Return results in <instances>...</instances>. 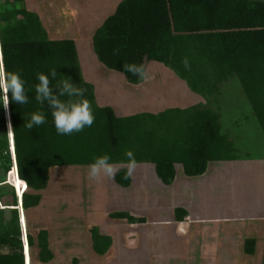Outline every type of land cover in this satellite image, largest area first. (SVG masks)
<instances>
[{"label": "trees", "instance_id": "1", "mask_svg": "<svg viewBox=\"0 0 264 264\" xmlns=\"http://www.w3.org/2000/svg\"><path fill=\"white\" fill-rule=\"evenodd\" d=\"M3 4L1 0L0 57L8 72L19 74L28 97L23 105L10 99L7 108L24 210L39 205L38 192L47 187L49 169L56 166L90 165L104 155L112 164L125 165L129 163L125 153L131 150L136 163L154 164L162 183L170 185L176 164L182 165L186 176L195 177L206 171L209 161L238 158L228 134L222 131L219 113L210 104L128 117H117L112 108L99 107L93 86L81 74L74 42L48 39L35 13L24 7L8 10ZM92 45L100 63L122 73L134 85L143 80L124 71L125 64L146 69L149 62L161 63L191 91L213 100L220 95L221 86L236 77L264 132V0H123L95 30ZM185 58L190 69L184 67ZM52 70H56L55 78ZM39 73L49 76L54 92L64 79L85 89L82 98L91 104L93 124L71 135L58 134L51 108L35 99ZM0 111H4L2 100ZM34 112L43 113L46 122L29 130L25 124ZM4 133L7 135L6 130ZM1 149H7L6 141ZM6 157L10 163L11 158ZM126 172L121 168L115 174L116 183L123 187L131 182L125 178ZM14 179L13 171L10 182L15 190ZM26 187L31 192H25ZM17 206L12 195L10 209H0V264H24ZM175 215L181 221L187 212L176 208ZM110 217L129 223L145 221L126 212ZM91 236L94 251L103 255L111 239L95 228ZM28 241L33 244L30 236ZM254 245L253 239L246 240L245 253L253 254ZM37 246L40 261H50L46 231L38 232Z\"/></svg>", "mask_w": 264, "mask_h": 264}, {"label": "crops", "instance_id": "2", "mask_svg": "<svg viewBox=\"0 0 264 264\" xmlns=\"http://www.w3.org/2000/svg\"><path fill=\"white\" fill-rule=\"evenodd\" d=\"M30 1L32 0H25L26 9L38 16L42 27L48 32L49 39L72 40L78 54L82 40L88 38L90 34L93 36L95 30L114 13L118 4L123 0H63L61 2L50 0L52 2V4L50 3L51 11H46L41 4L40 7L35 6V3L31 5ZM63 9L67 12L69 27L59 26L60 30L55 31H61L60 34L54 33V31L49 32V29H52L51 25L59 24L57 18L64 11ZM100 64L105 67L102 63ZM80 67L83 79L94 88L96 104L99 107L112 108L117 117H128L139 113L158 114L169 108L185 109L197 104L207 106L210 104V107L219 113L221 126L223 125L220 97L222 87L230 80L221 86L220 95L216 100H213L194 93L186 82L177 76L185 82L192 93L206 99L205 102L187 107L171 105L159 111L160 106H164L166 103L161 100L162 89L156 80L153 82L146 79L140 84L134 85L129 83L122 73L107 67L102 70L92 66L98 70L101 79L96 77L93 68L88 70V68L83 69L82 65ZM84 72H88L87 78ZM176 85L180 87L178 83ZM179 90L182 91L181 88ZM184 95L189 96L187 90ZM236 108L238 109V107ZM251 113L253 115L252 110ZM236 117L238 118V116ZM222 131L228 134L233 147L237 150L231 131H224L223 126ZM177 165L181 164L175 165V178L170 185L162 183L156 174L155 165L152 163H136L133 175L130 177V185L127 187L118 185L114 177V183L124 188L127 196L131 195V198H135L138 204L128 205L126 203L127 207L109 211L107 215L112 224L106 223L102 227H97L94 224L87 227L89 235H85V239L88 240L86 249L91 251L89 261L78 255L61 258L55 254L57 243L64 236L62 230L58 232L63 225H55L56 232L51 233L47 225L36 224V217H30V211L42 207L46 190L39 191L38 193L41 195L39 205L27 210L22 208L26 230V238L23 236L25 230L22 228L20 237L24 264L25 256L29 264V255L30 264H67L69 259L75 264H96L99 262L96 256L103 259V261L101 260L102 264H262L264 183L261 180H264V156L258 159L238 156L232 160L209 161L206 171L195 177L186 176L183 169L179 176ZM118 166H120L119 169L127 170L128 164ZM194 178L198 179L196 183L199 187L191 185L190 181ZM102 180L104 181V178ZM163 187L171 188V192L168 190L169 194L171 193L172 199L179 203L169 205L170 196L161 191L164 190ZM57 205L59 204L57 203ZM176 208H182L187 212L181 221L176 218ZM17 210L21 220L19 206H17ZM56 210L57 206H54L51 210L47 209L46 213L50 212L51 214ZM145 210L152 212L154 216L152 220L146 217ZM115 212H126L132 217L144 218L145 221L129 223L126 219L111 218L110 214ZM38 214L37 212L35 215ZM20 220L19 223H21ZM93 228L97 229L99 235L111 239V245L103 255L96 253L93 249L91 236ZM42 230L47 233L48 249L52 253V258L48 262H41L38 255L37 235ZM29 236L32 238V245H29ZM248 239L255 241L253 254H247L244 251V243ZM75 245L83 246L80 239L75 240ZM31 247L36 248V256L33 259Z\"/></svg>", "mask_w": 264, "mask_h": 264}, {"label": "rangeland", "instance_id": "3", "mask_svg": "<svg viewBox=\"0 0 264 264\" xmlns=\"http://www.w3.org/2000/svg\"><path fill=\"white\" fill-rule=\"evenodd\" d=\"M49 1L32 0L30 2L31 5L35 3V6L37 7H40L41 4V6L46 9V11H48L51 8L50 3L52 4V2ZM53 1L55 2V0ZM59 1L61 2L63 0H57L56 2ZM3 7L8 10H13L19 7H24L26 9V4L25 0L22 3H19L15 0H4ZM66 13L67 12L64 10L59 14L57 18L59 24L51 25L52 29H49V32L54 31V33L60 34L61 31L57 32L58 30H60L59 26L69 27L70 24L68 22ZM46 34L47 38L49 39L48 32H46ZM91 35L92 34H90L88 38H84L82 40L83 43L81 42V44L79 45V51L77 54L79 64L83 66V69L88 68V70H91V68L93 67L96 69L105 68L102 67V65L99 63L93 51V36ZM96 69H94L93 72L96 77L101 79V77L99 76L100 74ZM147 69H149L147 79L149 81L152 80L153 82H155L156 80L157 84H159L160 88L162 89L161 91L163 97L161 100H164L165 102L163 103L166 104L164 106H160L159 111L166 109L171 105L187 107L195 103L205 102L206 99L192 93L186 86L185 82L180 80L177 75L167 66L152 61L149 62ZM87 73L88 72H84L85 76L87 75ZM81 74H83L82 70ZM177 83L180 85V87L176 85ZM180 88L182 89V91L179 90ZM185 90H187V94H189V96L184 95ZM167 100L169 101V104H167ZM220 102L222 107L221 121L223 124V130L231 131L234 138L235 147L237 149L236 155L239 157H250L253 159L263 157L264 133L259 126L257 119L252 115L250 106L243 94L240 82L236 77H233L229 83L222 87ZM236 107H238V109ZM236 110L239 111L237 112ZM236 116H238V118ZM3 119L5 120V122H7V135H5V130L2 128ZM9 125L10 120L8 116V110L4 108L3 113L2 111H0V145H2L4 141H6L7 149L0 150V209H10L9 205L12 202L13 195L16 198V202L19 206L21 217V220L19 219L21 221V223H19L20 229L22 228L23 230H25V216L23 215L22 209V196L20 187L18 186L19 183L14 167V151L11 150V130H9ZM6 156H9L11 158L10 163ZM9 164V169L4 172L5 166H8ZM88 166L89 165H71L52 167L49 172L50 179L47 187L45 188L46 192L44 193L42 207L30 211V217H36V224L47 225L51 230V233L53 231L56 232L55 225H63V227L58 232L62 230L61 232L64 236H62L60 242L57 243V247L55 249V254L61 258H71V256L78 255L89 261L91 251L89 252V250L86 249L88 240L85 239V235H89L87 227L94 224L97 225V227H102L106 223H111V220L107 215L109 211H115L121 209L122 207H127L126 203L128 205L138 204L135 198H131V195L127 196L124 188H121L114 183V179L104 178V181L102 179L99 181L90 180L88 178ZM119 167L120 166H118V168ZM176 167L178 175L180 176L182 167L181 165H177ZM13 171L15 176V190L10 182V174ZM197 180L198 179L195 178L191 179V185L199 187L196 183ZM261 181H263L264 183V180ZM163 188L164 190L161 191L168 193V195L170 196V200L168 202L169 205H172V203H179L177 200L172 199V195H170L171 193L169 194L168 190H170L171 192V188ZM25 192H31V189L26 187ZM114 193L116 194L114 195ZM57 203L59 205H57ZM50 206H53L51 208L57 206V210L51 214L50 212L46 213L47 209L51 210ZM145 211L146 212L144 213L146 217L152 220L154 217L152 215V212H149L147 210ZM37 212L39 214L35 215ZM6 216L9 217V214L6 213ZM24 234L25 235L23 236L26 238V230ZM75 236L80 237L77 238ZM76 239H80L83 246H76ZM24 243H26L25 240ZM35 256L36 248L31 247L32 259L35 258ZM96 257L98 258L97 261H99L96 262V264H102L101 260L103 261V259L100 256ZM28 258L30 264V255L28 256ZM69 260L67 264H75V262Z\"/></svg>", "mask_w": 264, "mask_h": 264}, {"label": "clouds", "instance_id": "4", "mask_svg": "<svg viewBox=\"0 0 264 264\" xmlns=\"http://www.w3.org/2000/svg\"><path fill=\"white\" fill-rule=\"evenodd\" d=\"M184 67L190 69L187 58L183 61ZM124 71L139 77L142 80L148 78L146 69L143 65L125 64ZM51 76L55 78L56 70H52ZM38 83L35 85V99L44 105L47 103L52 110L54 125L58 134L71 135L74 132L82 131L86 126L90 127L94 122V116L91 104L87 99H83L86 91L83 88L75 86L70 79H64L57 83V91L54 92L50 85L49 76L43 73L37 74ZM11 93V97L9 96ZM66 97L67 99H61ZM80 98V99H77ZM10 99L23 105L28 103V97L25 93L24 82L19 74L8 72L0 57V100L5 109L8 108ZM46 122L43 113L34 112L31 119L25 124L29 130L34 125L39 126ZM11 130V125H9ZM125 155L129 159L125 178H130L136 166L134 154L131 150L126 151ZM110 157L107 155L97 157L94 162L88 166V178L99 181L103 178L114 179L115 174L119 171L117 165L109 162Z\"/></svg>", "mask_w": 264, "mask_h": 264}, {"label": "water", "instance_id": "5", "mask_svg": "<svg viewBox=\"0 0 264 264\" xmlns=\"http://www.w3.org/2000/svg\"><path fill=\"white\" fill-rule=\"evenodd\" d=\"M4 114H5V113H4ZM3 129L6 130V132L8 131V129H7V122H5V126H4Z\"/></svg>", "mask_w": 264, "mask_h": 264}, {"label": "built area", "instance_id": "6", "mask_svg": "<svg viewBox=\"0 0 264 264\" xmlns=\"http://www.w3.org/2000/svg\"><path fill=\"white\" fill-rule=\"evenodd\" d=\"M13 150V149H12ZM14 167H15V170H16V164H15V159H14Z\"/></svg>", "mask_w": 264, "mask_h": 264}, {"label": "flooded vegetation", "instance_id": "7", "mask_svg": "<svg viewBox=\"0 0 264 264\" xmlns=\"http://www.w3.org/2000/svg\"><path fill=\"white\" fill-rule=\"evenodd\" d=\"M2 128H4L3 126H2ZM4 131V130H3Z\"/></svg>", "mask_w": 264, "mask_h": 264}]
</instances>
